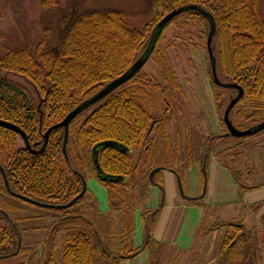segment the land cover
<instances>
[{"label":"trees","instance_id":"trees-1","mask_svg":"<svg viewBox=\"0 0 264 264\" xmlns=\"http://www.w3.org/2000/svg\"><path fill=\"white\" fill-rule=\"evenodd\" d=\"M57 1L42 0V10L50 12L58 8ZM148 1L153 16L137 28H130L122 11L89 9L75 13V10L66 20L55 48L48 47L52 44V29L45 30L30 49L6 48L0 55V121L19 128L31 149L39 151L44 143L43 135L50 127L135 63L164 16L184 6H195L210 14L215 22L211 45L218 79L224 74L225 80L220 82L237 84L244 93L231 110L229 120L240 131L262 123V0ZM169 24H175L182 36L192 35L190 29H196L198 34L194 37L206 43L209 24L198 12L186 11ZM3 41L0 33V44ZM156 54L159 81L152 83L140 70L130 81L86 108L69 126L66 157L62 152L63 129L51 132L45 149L33 154L16 133L0 127L3 173L0 171V262L31 255L28 264L35 260L39 264H121L147 251V264H160V253L165 246L152 238L156 211L154 214L145 205L150 200L149 190L160 186L161 171L174 172L183 184L195 165L204 168L214 159L229 172L240 196L264 187V181L246 185L240 171L230 167L237 160L235 153L231 156L233 148L243 147L240 142L245 138L205 136L184 128L182 120L188 118L189 111L186 95L168 57L160 51ZM207 74L223 134L226 133L223 114L237 91L213 83L210 62ZM8 76L25 80L34 94ZM179 101L186 103V112ZM104 142H113L117 147H97ZM246 146L255 148L251 143ZM94 158L103 175L112 181L98 179ZM157 168L160 170L150 180L151 171ZM91 177L106 189L109 211L104 213L99 209L87 187L74 204L62 208L82 193ZM202 178L204 184L205 171ZM188 203L203 209L209 207L199 204L198 198ZM261 206L252 207L257 212ZM137 211L144 222V234L142 245L134 247ZM260 225L264 230V213ZM224 226L232 231L226 234L212 264H261L264 242L258 233L246 229L243 223ZM201 230L204 232L202 226L198 234ZM40 233L43 237L38 241L39 248L26 243L27 238ZM205 235H209L207 230Z\"/></svg>","mask_w":264,"mask_h":264},{"label":"rangeland","instance_id":"rangeland-1","mask_svg":"<svg viewBox=\"0 0 264 264\" xmlns=\"http://www.w3.org/2000/svg\"><path fill=\"white\" fill-rule=\"evenodd\" d=\"M42 0H0L2 8V18L0 19V33L4 36L3 43L0 44V55L4 54L6 48H32L45 30H53L52 44L49 48H55L58 45L60 32L65 26L68 17L74 13L89 10H118L127 15L130 28H137L146 24L153 16L152 5L148 0H58V8L50 12H44L41 8ZM261 12L264 17V2L261 3ZM175 24H168L154 50V54L143 66L142 72L147 74V78L153 83L158 80L155 70V58L157 52L165 53L168 57L171 68L176 73L177 79L183 92L186 95V103L189 108L188 118L182 120L184 128H192L207 136L217 134L221 137L218 116L215 114L210 90V78L207 74L208 56L206 52V43L194 37L198 34L196 29H190L192 35H181L177 32ZM182 38L180 40L178 37ZM9 79L18 82L26 87L33 94L31 86L23 79L16 76H8ZM219 80L224 81V74ZM159 81V80H158ZM154 89V88H152ZM156 93L157 89H155ZM184 103V104H186ZM182 110L187 111L181 101ZM181 117V116H180ZM224 132V130H223ZM184 137V136H183ZM234 141H232L233 143ZM232 143L224 146L225 150ZM243 147L233 148L236 162L230 167L238 169L242 175L243 183L259 184L264 181V132L256 136L248 137L240 142ZM251 143L254 149L246 145ZM226 147V148H225ZM237 153V154H236ZM263 165V166H262ZM250 172V176H248ZM248 176V177H247ZM86 187L93 196L94 201L98 202L99 209L102 212H108V201L106 189L101 186L95 177L88 178ZM152 187L149 190L151 200L146 203L145 207L149 211L162 204L160 195L161 187ZM253 193L254 190H248ZM247 192V191H246ZM245 192V193H246ZM255 192V191H254ZM244 193V194H245ZM161 196V197H160ZM236 207V208H235ZM234 208H210L203 209L201 216L202 228L196 239L194 249L189 255H179L170 248L161 250L162 259L160 264H208L213 261L220 245L222 244L227 233L232 231L224 225L243 223L246 229L257 232L258 237L263 239L264 230L261 229L260 217L263 215L256 212L253 207L235 206ZM144 222L140 216V211L136 213L135 232L132 238L134 247L142 245L143 242ZM207 230L208 236L205 235ZM43 235L40 233L35 238L29 237L26 243L30 246H40V240ZM40 241V242H38ZM59 244V243H58ZM264 264V244L262 245ZM147 253V251H145ZM39 255V254H38ZM31 255L19 256L0 264H28ZM132 260H126L121 264H131ZM32 264H39L35 260Z\"/></svg>","mask_w":264,"mask_h":264},{"label":"crops","instance_id":"crops-1","mask_svg":"<svg viewBox=\"0 0 264 264\" xmlns=\"http://www.w3.org/2000/svg\"><path fill=\"white\" fill-rule=\"evenodd\" d=\"M203 171H205L204 184ZM160 181L162 204L155 209L156 223L152 238L179 255H189L194 249L197 234L202 225L203 208L190 204L188 200L181 198L177 178L173 172L161 171ZM204 185L206 186L205 195L204 198L198 199L199 204L207 205L212 209L234 208L239 205L252 207L253 205L262 204L258 213L262 214L264 212V187L253 189L255 191L253 193L247 191L240 196L239 188L229 172L214 159L210 160L204 168L198 164L195 165L186 174L185 181L181 184L184 195L193 199L201 197ZM237 201H239L238 204ZM147 263L148 253L143 252L134 258L131 264ZM173 264H176V262ZM208 264H212V262Z\"/></svg>","mask_w":264,"mask_h":264},{"label":"water","instance_id":"water-1","mask_svg":"<svg viewBox=\"0 0 264 264\" xmlns=\"http://www.w3.org/2000/svg\"><path fill=\"white\" fill-rule=\"evenodd\" d=\"M189 10H194L196 12H198L199 14H201L208 22L209 24V32H208V36H207V40H206V48H207V54H208V58H209V62H210V67H211V72H212V79H213V83L218 86L221 87L223 89H234L237 91V94L235 95V97H233L229 104L227 105L224 114H223V122L225 124L227 133L225 135H223L224 138L227 137H232V138H236V139H242V138H246V137H251L254 136L262 131H264V121L258 125H256L253 128H250L248 130H244V131H240L238 129H236L232 122L229 120V114L231 112V110L234 108V106L241 100V98L243 97V90L237 85V84H232V83H222L220 82V80L217 77L216 74V62H215V58L213 56V47H212V39L215 35V31H216V26H215V22L214 19L212 18V16L210 14H208L207 12H205L204 10L199 9L198 7L195 6H184L181 7L179 9L173 10L170 13H168L166 16H164L158 23L157 25L154 27L148 44L146 46V49L144 50V52L142 53V55L135 61V63L120 77H118L117 79L111 81L109 84H107L102 90H100L95 96H93L91 99L87 100L86 102L80 104L79 106H77L75 109H73L69 114H67L65 116V118L58 124L53 125L52 127H50L43 135V140L44 143L41 146L39 151H33L27 141V138L25 136V134L19 129L17 128L15 125H12L10 123L4 122V121H0V127L8 129L10 131H13L14 133H16L21 140L23 141L25 147L31 151V153L33 154H40L46 147L47 143H48V139H49V135L51 134V132H53L56 129H63L64 131V140H63V146H62V152L64 157H66V153H65V148H66V143H67V137H68V130H69V125L70 123L80 114L82 113L86 108L98 103L99 101L103 100L106 96H108L111 92L115 91L116 89H118L119 87H121L122 85H124L125 83H127L128 81H130L142 68L143 66L147 63V61L150 59L156 44L160 38V36L162 35L163 31L165 30V28L167 27V25L176 17H178L179 15H181L182 13L189 11ZM34 146H39V144H35ZM97 147H117V144L113 143V142H104L99 144ZM94 156H96V152L95 149L93 151ZM94 164H95V168L98 174V179L101 180L102 182L105 181H112V178L106 175H103V173L100 171V168L97 164V160L96 158H94ZM160 168L154 169L153 171H151L150 175H149V179L152 180L155 173L157 171H159ZM1 171V168H0ZM2 173V171H1ZM3 175V173H2ZM177 178V186H178V191L180 196L188 201L193 200V198H189L187 196L184 195L182 187H181V183L178 177ZM7 185V184H6ZM205 185L203 188V193L201 195V198L204 197L205 195ZM86 189V186L84 185L82 193L80 195H78V197H76L75 199H73L69 204L65 205L62 208L71 206L72 204H74L76 202V200L82 196V194L84 193ZM24 201H27L33 205L36 206H43L40 205L37 202H33L31 200H27L25 198H22Z\"/></svg>","mask_w":264,"mask_h":264},{"label":"bare ground","instance_id":"bare-ground-1","mask_svg":"<svg viewBox=\"0 0 264 264\" xmlns=\"http://www.w3.org/2000/svg\"><path fill=\"white\" fill-rule=\"evenodd\" d=\"M71 123H72V122H71ZM71 123H70V124H71ZM69 126H70V125H69Z\"/></svg>","mask_w":264,"mask_h":264}]
</instances>
